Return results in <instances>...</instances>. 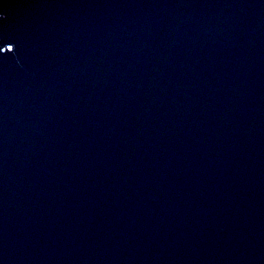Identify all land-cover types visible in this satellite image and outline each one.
<instances>
[{"label":"water","instance_id":"water-1","mask_svg":"<svg viewBox=\"0 0 264 264\" xmlns=\"http://www.w3.org/2000/svg\"><path fill=\"white\" fill-rule=\"evenodd\" d=\"M0 264H264V0H0Z\"/></svg>","mask_w":264,"mask_h":264}]
</instances>
